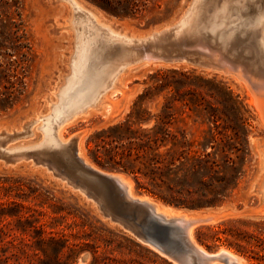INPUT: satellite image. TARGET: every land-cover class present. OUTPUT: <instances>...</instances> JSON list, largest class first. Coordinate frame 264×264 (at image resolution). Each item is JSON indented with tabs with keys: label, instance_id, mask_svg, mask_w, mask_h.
<instances>
[{
	"label": "rangeland",
	"instance_id": "374dc122",
	"mask_svg": "<svg viewBox=\"0 0 264 264\" xmlns=\"http://www.w3.org/2000/svg\"><path fill=\"white\" fill-rule=\"evenodd\" d=\"M78 1L96 9V20L100 24L114 23L115 26H111L114 32L131 40L122 37V43H105L103 54L111 69L128 62L118 75L116 92L67 121L61 129L63 138L81 133L83 156L103 169L89 155V148L94 146L92 142L87 145L90 135L123 120L138 94L154 84V73H167L172 77L170 70L178 69L223 81L247 109L254 164L247 182L231 201L225 202L229 206L220 212V218L195 226L192 238L211 253L227 248L242 257L243 264H260L249 253H240L225 241H214L212 235L218 229L217 224L227 219H246L264 228V44L259 41L258 20L254 14L256 9L264 10V0H248L249 4L242 0V6L240 0H150L142 16L136 18L109 14L93 0ZM15 8L13 6L8 15L0 12V20L22 21L24 46L21 53L25 54L18 65L15 59L21 54L12 51L9 63L1 67L5 83L14 82V86L10 87V96L3 95L0 102V230L8 233L4 234L6 239L14 238L15 244L1 243L0 264H42L44 256L36 243L39 228L43 230L42 237L64 236L68 238V245L75 248L70 252L65 247L60 254L61 262L70 255V264H123L126 261L183 264L113 219L114 195L90 194L93 179L73 162L72 149L32 147L43 139L46 120L61 103V91L72 72L77 44V29L71 24L75 11L68 0H21L19 9ZM187 13L189 22L177 25ZM152 33L155 35L144 39ZM147 54L155 58L144 59ZM136 58L140 59L136 61ZM245 77L249 81L244 79L245 82ZM19 87L21 93L17 90ZM168 95L170 93L164 91L145 105L155 112ZM258 101L262 103L260 107ZM34 120L31 132L30 124ZM188 125L196 128L201 123L188 119ZM124 176L131 180L135 195H145L140 194L142 191L137 189L130 175ZM74 220L84 221L85 227L73 228ZM245 228L253 230L256 226L251 224ZM199 236L204 243L213 246L207 248L198 240ZM221 258L222 263L214 264H226L224 257Z\"/></svg>",
	"mask_w": 264,
	"mask_h": 264
},
{
	"label": "trees",
	"instance_id": "16d2710c",
	"mask_svg": "<svg viewBox=\"0 0 264 264\" xmlns=\"http://www.w3.org/2000/svg\"><path fill=\"white\" fill-rule=\"evenodd\" d=\"M149 1L93 0L104 11L120 18L142 16ZM20 4L21 0H0V12L8 15L13 6L17 10ZM22 24L12 18L0 20V102L3 95L10 96V87L14 86V82L5 83L1 67L9 63L12 51L21 54L15 59L18 65L24 60ZM170 72L172 77L154 73V84L138 94L123 120L90 135L87 145L92 142L94 146L89 148V155L103 168L129 174L138 190L164 202L191 208L222 205L236 196L253 169L247 109L221 80L205 79L193 71ZM17 90L21 93L22 89ZM164 91L170 95L153 112L145 104ZM188 119L201 125L190 127ZM72 223L73 228L83 229L86 225L84 221ZM251 224L256 228H245ZM258 225L241 218L223 220L217 224L212 238L225 241L264 264V228ZM4 234L8 233L0 230V245L4 241L14 245L15 239H6ZM37 234L36 243L44 256L42 264H70V255L68 260L60 261L65 247L75 251L68 245V238H44L42 228L37 229ZM198 240L204 243L203 237ZM204 244L209 249L213 246Z\"/></svg>",
	"mask_w": 264,
	"mask_h": 264
},
{
	"label": "bare ground",
	"instance_id": "6f19581e",
	"mask_svg": "<svg viewBox=\"0 0 264 264\" xmlns=\"http://www.w3.org/2000/svg\"><path fill=\"white\" fill-rule=\"evenodd\" d=\"M68 1H70L74 7V11H75L74 14L79 13L78 16H76V17L73 16L74 19L71 20V24L77 29V32H76L77 44H76L75 55H74V58L72 61V72L67 77L65 87L61 91V94H60L61 103L54 108L53 115L48 116V118L46 120L45 126L43 128L44 133H45L43 139L41 141L35 143L34 145H32V147H54V148H58V147L62 146L63 144L67 143L70 138H63V136L61 134V129H62L63 125L67 121L74 118L76 115L86 111L90 105L96 106L105 97H111L116 92L114 90V88H115L119 73L122 70H124V68L128 64V62L122 63V64L119 63V65L121 64V66L118 65L119 67H116V68L112 67L113 69H111L109 67V65L107 64V61L105 60L103 51L105 48V43H108V42L116 43V41H119L122 43V40H124V39H122V37H124L127 40H131V37H127L126 35L120 34V32H118V31H117L118 33L116 31L114 32L113 28L111 27V26H115L114 23H112V24H109V23L100 24L96 20V9H92L89 7L87 8V7H85V5L82 2H80L78 0H68ZM218 1H220V0H218ZM239 2H241L240 6H242V3H244V2H242V0H240ZM247 2H248V0H247ZM231 3H233V1H231ZM248 4H249V2H248ZM251 4L253 5V2ZM228 5L229 4H227V6ZM237 5H239V4H237ZM252 5H248V6H252ZM226 10H227V8H226ZM250 10H251V7H250ZM253 10H254V8H253ZM195 12H196V10H195ZM227 13H228V11H227ZM254 14L258 20L259 41H261V43L263 42V44H264V10L258 11L256 9V12H254ZM188 15H189V13L185 14V16L180 20V22L177 25H183L185 22H189V16ZM194 17H195V15H194ZM213 17H215V16H213ZM223 18L224 17H222V19ZM193 19L194 18H192L191 20H193ZM226 21H227V19H226ZM213 23H215V22H213ZM224 27L225 26H223V28ZM253 31H255V30H253ZM154 35L155 34L152 33V34L146 36V38H144V39L146 40L147 38L152 37ZM254 36H256V35H254ZM260 45H262V44H260ZM200 47H201V44H200ZM205 47H207V46H205ZM207 48L209 49V47H207ZM201 49H203V47ZM228 49H230V48H228ZM258 49H259V47H258ZM204 50H206V48ZM206 51H209V50H206ZM246 54H244V55H246ZM251 56H253V55H251ZM215 57H217V56H215ZM219 57H217V58H219ZM154 58L155 57L153 55H149V54L145 55V57H144V59H148V60H152ZM139 59L140 58H136V61H138ZM226 61H228V60H226ZM227 63H230V62H227ZM114 64H116V63H114ZM224 64L225 63H223V65ZM227 67H229V66H227ZM234 68L235 67H233V69ZM236 68L238 69V67H236ZM240 71H239V74H241ZM241 72L243 73L244 71H241ZM246 77L243 78V80L246 79L247 81H249V79ZM246 80H244V81L246 82ZM248 86H249V84H248ZM249 87H251V86H249ZM251 90H253V89H251ZM261 90L262 89L260 88V92H261ZM255 93L259 94V97H260V93H258V92H255ZM255 98H257V97H255ZM260 98H263V96ZM258 100H262V99L258 98ZM256 101H257V99H256ZM259 103H261V102L258 101V105H259L258 107H260L262 104V103L261 104H259ZM263 103H264V100H263ZM261 109H262V107H261ZM34 124H35V120L32 121L30 124V128H31L30 131L31 132H33L32 127ZM74 135H77V141H78V147H79L78 148L79 156L81 158H83L91 166L96 167L93 163L88 161L86 159V157L83 156V154H82V149L80 146L81 141H82L81 133L77 132V133L73 134V136ZM124 174L125 173H113L112 176H114L120 182V184L122 186V189H121L122 194H123L125 200L129 201V202H134L135 200L145 201L150 206V208L152 209L154 215L158 216V218H160L164 221H167L165 223L166 227L169 228V232H168L169 237L167 239V243L170 245V247L172 249H175L177 251L182 249V248H183V250H185V253L189 259V263H187V264H214L217 262L222 263L223 258H221V256L224 257V261H226V264H243L244 263V261H242V257H240L238 254H236L232 250H229L227 248H221L220 251H218L216 253H211V252L207 251L203 246L196 244L192 238V231H193V228L195 226L202 224V223H209V222L217 221L220 218V215H219L220 212H222L223 210L228 208V206H224L223 208L218 209V210L217 209L216 210L211 209L207 212L204 210H202V211H196V210L195 211H188V210H182V209H173L172 207H169L168 205L162 204L160 202H155L153 200V198H151L148 195H143V196L135 195L132 192L131 180L126 178L124 176ZM204 212H206V213L204 214ZM117 220L120 221L119 219H117ZM183 234L185 236L184 238H186L187 241H189L190 246L187 245L186 242L184 241V238L182 237ZM142 239L147 241V243L153 245L156 249L161 250L162 252H165L163 249H161L159 247V245H158L159 243L157 241H150V240H147L144 238H142ZM180 263H182V262H180ZM183 264H186V263H183Z\"/></svg>",
	"mask_w": 264,
	"mask_h": 264
},
{
	"label": "water",
	"instance_id": "95a60500",
	"mask_svg": "<svg viewBox=\"0 0 264 264\" xmlns=\"http://www.w3.org/2000/svg\"><path fill=\"white\" fill-rule=\"evenodd\" d=\"M72 11H70L71 13ZM74 17H76V13H72ZM2 134H0L1 136ZM48 148H54V147H48ZM62 150H68V148L72 149L74 152L75 157H73V162L76 164V166L83 172L86 176L93 179V182L91 184L92 188L90 190V194H93L94 196H97L100 193L103 194H112L114 195L116 208L114 210L113 219L117 220L119 219L120 222L129 230H132L137 235L144 237L147 240L150 241H157L159 244V247L163 249L165 252H169L174 257H176L180 262L182 263H189L188 256L185 253V250H175L170 247V245L167 243V239L169 237L168 232L169 228L166 227V222L158 216L153 214L152 209L145 201L135 200L134 202L126 201L123 194H122V186L120 182L112 176L113 173H125L123 171L118 170H109L106 168H98L91 166L88 164L83 158H81L78 154V141H77V135H74L69 139V141L62 146L58 147ZM127 174V173H125ZM129 175V174H127ZM145 194L153 198L155 202H160L162 204L168 205L169 207H172L173 209H182V210H188V211H209L211 209L218 210L223 208L224 206H229L227 203H223L222 205L217 206H207L203 208H191V207H183L178 206L174 204H170L167 202H164L163 200L153 197L149 194H146L144 192L140 193ZM204 212V214L206 213ZM184 238V234L182 235ZM185 242L187 244L190 243L187 241L186 238H184Z\"/></svg>",
	"mask_w": 264,
	"mask_h": 264
}]
</instances>
